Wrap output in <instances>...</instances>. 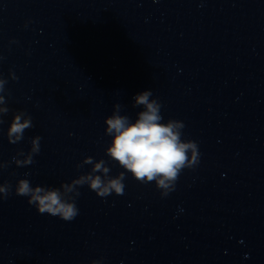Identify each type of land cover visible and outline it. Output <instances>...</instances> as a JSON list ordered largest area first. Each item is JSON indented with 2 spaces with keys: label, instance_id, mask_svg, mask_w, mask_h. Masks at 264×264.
Instances as JSON below:
<instances>
[{
  "label": "water",
  "instance_id": "water-1",
  "mask_svg": "<svg viewBox=\"0 0 264 264\" xmlns=\"http://www.w3.org/2000/svg\"><path fill=\"white\" fill-rule=\"evenodd\" d=\"M0 57V160L42 138L33 164L0 170V264H264V0H0ZM144 90L198 145L167 196L126 173L121 195L80 187L63 221L15 195L18 179L59 187L84 157L108 161L105 117L120 103L134 120ZM20 110L33 127L10 144Z\"/></svg>",
  "mask_w": 264,
  "mask_h": 264
},
{
  "label": "clouds",
  "instance_id": "clouds-1",
  "mask_svg": "<svg viewBox=\"0 0 264 264\" xmlns=\"http://www.w3.org/2000/svg\"><path fill=\"white\" fill-rule=\"evenodd\" d=\"M9 78L17 79L11 71ZM7 82L0 75V124L10 111L5 99L8 94ZM124 107L120 103L114 104L111 115L103 121L104 134L111 137L110 143L104 148L108 161L84 157L76 168L90 165L89 171L68 182H61L59 187L33 186L29 179H18L14 188L15 195L27 197V203L39 214H48L63 221H72L78 215L79 209L75 201L81 194L80 187L86 185L99 197L121 195L125 187L126 173L140 184L154 183L161 197L167 196L174 190L181 172L184 169H193L199 164L198 145L193 140L182 139V130L185 127L182 121L168 119L164 122L161 115L162 105L158 99L153 98L151 90H144L133 96L132 107L142 109L136 112L134 120L121 114ZM32 127L31 115L22 110L15 111L5 133L8 142H21L25 131ZM41 139L38 135L33 136L29 150H18L10 162L0 160V170L8 167L9 163L18 167L33 164L34 156L40 152ZM109 161H114L124 171L115 176L110 175ZM11 192L12 185L9 182L0 183V200L7 198ZM90 264H101V261L92 260Z\"/></svg>",
  "mask_w": 264,
  "mask_h": 264
}]
</instances>
